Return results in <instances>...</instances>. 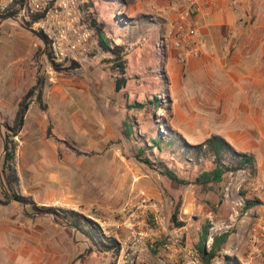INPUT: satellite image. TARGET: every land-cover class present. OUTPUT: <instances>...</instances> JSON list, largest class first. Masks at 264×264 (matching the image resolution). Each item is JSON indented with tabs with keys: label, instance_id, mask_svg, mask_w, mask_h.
<instances>
[{
	"label": "rangeland",
	"instance_id": "rangeland-1",
	"mask_svg": "<svg viewBox=\"0 0 264 264\" xmlns=\"http://www.w3.org/2000/svg\"><path fill=\"white\" fill-rule=\"evenodd\" d=\"M212 6L204 4L203 0H90L92 11L88 21L93 29L90 48L79 60H60L53 56L60 69L50 61V49L33 25L29 27L19 18L0 14V176L4 167L5 136L14 125L18 104L40 81L43 102L38 101L35 92L22 129L9 137L11 145L15 146L13 164L20 177L17 191L32 196L39 205H53L64 213L71 212L65 221L80 228H69L77 253H82L77 260L80 264L94 251H106L105 244L111 237L123 246V251L117 253L111 249L104 255L113 264L133 258L135 264H172L161 249L162 240L148 242L133 256L125 235H120L119 240L109 230H103L112 228L116 212L128 196L139 189L153 197L156 192L172 197L175 207L171 214L180 202L176 220L184 221L193 231L185 240L188 244L194 246L205 225H209L210 232L230 230L233 237L226 249L216 256L224 261L225 256L236 257L237 254L247 258L253 226L264 230L261 216L264 177L234 171L212 190L176 182L168 186L167 178L134 157L138 146H149L153 137H162L175 146L169 149L162 142L165 149L155 148L154 154L149 152L152 158L164 159L180 177L193 179L200 171L212 167L209 160L212 156L204 153L198 160L188 156L190 148L186 143L198 144L205 140V135L215 132L230 137L222 123L201 124L198 115L203 107L191 105L195 104L191 99L203 98L195 74L191 75L195 79L189 85L175 81L170 82V88L168 85L167 52L170 49L175 50L182 68H186L190 56L210 53L203 45L197 16ZM4 8L0 5V12ZM93 18L114 45L122 46L120 55L102 49ZM181 28H194L197 34V50L187 52L184 57L177 46ZM115 56L116 62L125 61V73L111 61ZM74 61L77 65L72 66ZM122 76L127 80L124 87L117 90V78ZM137 102L143 106L131 107ZM125 120L133 125L130 138L123 131ZM49 125L52 126L50 136ZM65 139L88 154H75L62 141ZM253 180L259 182V188L251 187ZM171 187L179 194H173ZM247 194L251 200H260L256 204L258 211L248 210L247 213L243 209L248 199L242 196ZM241 198L245 199L244 205L238 204ZM0 200H5L1 184ZM31 212V205L15 200L0 204V224L13 214H22L33 224L32 228L40 219L50 220L52 224L57 221L53 214L32 216ZM238 230L243 232L237 233ZM56 236L55 230H9V234L0 230V253L5 254L9 245L12 253L45 254L44 243H53ZM211 246L209 243L207 248ZM52 251L56 253L54 248ZM2 256V262L6 261L5 255ZM214 261L209 263L214 264Z\"/></svg>",
	"mask_w": 264,
	"mask_h": 264
},
{
	"label": "crops",
	"instance_id": "crops-1",
	"mask_svg": "<svg viewBox=\"0 0 264 264\" xmlns=\"http://www.w3.org/2000/svg\"><path fill=\"white\" fill-rule=\"evenodd\" d=\"M212 5L197 16L203 45L210 50V53L190 56L186 68H182L177 61L175 50L170 49L167 52L168 85L170 88L171 81L189 85V82L195 79L191 75L195 74L201 85L203 98L191 99L195 103L191 105L203 107L198 115L201 124L222 123L230 135L227 137L215 132L205 135V140L213 134L220 135L236 151L254 154L256 172L251 173L249 169L237 171H247L258 178L264 177V0H214ZM164 143L169 149L175 146L169 140ZM165 144L160 151L165 149ZM175 154L177 153H174V156ZM176 157L182 158L180 154ZM171 160L174 161L172 158ZM209 160L213 163V157ZM199 161L196 164H199ZM213 167L214 163L209 169ZM167 180L168 186L170 182H174L168 178ZM170 190L173 194L177 191L174 187ZM162 193L164 192H156L154 196L158 197ZM242 197L249 199L250 196L247 194ZM242 200L245 199L241 198L239 202ZM248 210L258 211V208L254 205ZM261 216L264 219V211ZM32 225L22 214H13L1 222L0 230H4L6 234H9V230H55L57 236L54 242L44 243L45 254L12 253L9 252L8 245L5 248L6 253H0V260L2 255H5L6 261L1 260L0 264H80L79 261H74L78 253L69 232V228L78 230L76 225L59 221L52 224L46 219L37 220L34 224L35 228H32ZM186 226L189 228L188 224ZM211 231L209 230L207 245L212 243L215 235L222 233L221 230ZM241 232L243 230H238L237 233ZM192 233L193 231L188 229L187 237L190 238ZM120 235L128 238L125 230L115 234L119 240ZM232 235L230 231L223 250L226 249ZM1 247L0 245V250ZM52 248L56 253H53ZM107 252L94 251L81 260L83 264H113L109 257L104 256L108 254ZM236 257H239L238 259L243 263L253 262L243 254H237Z\"/></svg>",
	"mask_w": 264,
	"mask_h": 264
},
{
	"label": "built area",
	"instance_id": "built-area-1",
	"mask_svg": "<svg viewBox=\"0 0 264 264\" xmlns=\"http://www.w3.org/2000/svg\"><path fill=\"white\" fill-rule=\"evenodd\" d=\"M14 1L0 0V5L7 7ZM203 1L208 5L214 2ZM89 3L90 0H19L16 7L19 19L32 21L34 28L48 39L55 57L60 60H79L87 54L93 37V29L88 21L92 11ZM196 36L194 28L179 30L177 46L181 48V57L187 52L197 50ZM251 187L259 188V182L253 180ZM244 202L245 200H242L238 204L242 205ZM174 207L175 200L172 197L164 193L153 197L146 190L139 189L132 192L116 212L112 228L103 230H109L113 234L125 230L128 235L126 244L133 256L137 249L147 246L148 242L153 244L162 240L164 243L161 249L171 258L172 264H204L202 254L193 245L185 242L187 226L170 225L171 210ZM252 234L249 260H252L253 264H264V230L254 227ZM121 250L123 251V246ZM216 258L212 259H215L214 264H227L220 257ZM122 264H135V260H125ZM245 264L251 262L247 261Z\"/></svg>",
	"mask_w": 264,
	"mask_h": 264
},
{
	"label": "trees",
	"instance_id": "trees-1",
	"mask_svg": "<svg viewBox=\"0 0 264 264\" xmlns=\"http://www.w3.org/2000/svg\"><path fill=\"white\" fill-rule=\"evenodd\" d=\"M19 0H15L13 4L7 6L0 12L2 17H15L19 18L18 16V9L16 7V3ZM27 26H32V21H24L22 20ZM92 24L97 27L98 35H99V44L102 49L106 52H112L115 55H120L119 53L122 52V46L114 45L110 37L106 34L104 29L101 25L97 24L96 19H92ZM39 37H41L45 43V45L50 49L49 41L44 36L42 32H36ZM48 56L52 64L56 67V69H60V64L56 63L53 60V52L51 49L48 51ZM113 64L120 67L122 73H125V61H118L117 56L111 59ZM77 65V62H72V66ZM126 78L124 76L117 78L116 88L120 90L124 87ZM42 82L38 81L20 100L18 104V110L16 112V116L14 119V125L10 128V132L7 133L5 136L4 141V155H3V169L2 175L0 176V184L4 189L5 200H0V204H8L11 200L18 201L24 205H31L32 207V216H37L40 214H53L57 221L59 222H66L71 215V212L66 211L63 212L61 208H58L53 205H39L32 196L30 195H23L17 191V187L20 184V177L16 167L13 164V160L15 158V146L11 145V141L9 137L17 135L23 127L24 119L26 113L29 109L32 97L35 92H37V99L40 103L43 102V89H42ZM143 103H134L131 107H141ZM52 126L49 125L47 133L50 136ZM123 131L127 138H130L133 133V125L125 120L123 122ZM68 148H70L75 154H88V152L80 150L71 140L65 139L62 140ZM162 142L165 140L162 137H153L152 143L149 146H138L134 151V157L141 163L149 166L151 169L157 171L162 176L167 177L171 181H174L182 186H188L191 184L199 185L204 190H212L214 186L218 183H221L225 176L231 171H237L240 169H249L251 173L256 172V159L254 154H248L243 152L236 151L232 145L222 136L213 134L209 138H207L203 143L199 144H188L186 146L190 148L185 150H189L188 156H193L195 159H199L201 155L209 154L213 157L214 167L211 169H205L200 171L195 178L189 179L188 177H180L178 172L173 168L170 167L164 159H154L152 158L149 152L154 154V149L157 148L158 150L162 149ZM172 144L173 142L170 141ZM186 153V152H185ZM260 203L258 199H248L244 205V210L247 211L254 205ZM180 202L177 203L175 210L171 214L170 225L171 226H181L185 222L184 221H177L176 217L179 213ZM78 230L80 229L77 224ZM209 225H205L201 232L199 233V238L197 242L194 244V247L202 254L203 262L209 263L213 258L220 255V252L223 249V245L227 242L230 232L226 231L222 234L215 235L213 237L212 246L210 249L207 248V239L209 235ZM88 235L90 236L89 232ZM93 239L94 236L91 235ZM115 249L118 253L121 250L120 242L111 237L105 244V250ZM227 264H243L237 257L233 256H225Z\"/></svg>",
	"mask_w": 264,
	"mask_h": 264
},
{
	"label": "water",
	"instance_id": "water-1",
	"mask_svg": "<svg viewBox=\"0 0 264 264\" xmlns=\"http://www.w3.org/2000/svg\"><path fill=\"white\" fill-rule=\"evenodd\" d=\"M82 256V253L78 254L74 261H77Z\"/></svg>",
	"mask_w": 264,
	"mask_h": 264
}]
</instances>
